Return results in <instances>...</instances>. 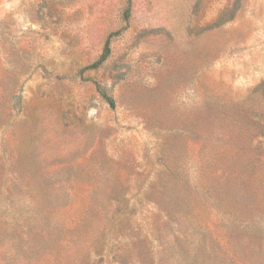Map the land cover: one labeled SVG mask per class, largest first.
Segmentation results:
<instances>
[{"label": "rangeland", "instance_id": "374dc122", "mask_svg": "<svg viewBox=\"0 0 264 264\" xmlns=\"http://www.w3.org/2000/svg\"><path fill=\"white\" fill-rule=\"evenodd\" d=\"M130 1L0 0V264H264V0Z\"/></svg>", "mask_w": 264, "mask_h": 264}, {"label": "trees", "instance_id": "16d2710c", "mask_svg": "<svg viewBox=\"0 0 264 264\" xmlns=\"http://www.w3.org/2000/svg\"><path fill=\"white\" fill-rule=\"evenodd\" d=\"M122 17L125 23L128 22V20L131 17V1L130 0H125V8L123 10L122 13ZM120 31H116L114 33H111L105 40L101 54L99 55V57L90 65L84 67L83 69H81L79 71V75L80 77H82V75L88 71V70H96L99 69L103 63L108 59V57L110 56V52H111V42L112 39L119 36ZM93 86L95 88V91L97 92V94L100 96V98L102 99V101L111 109L114 108V101L112 99V97L107 93V91L101 86L99 85L97 82H92Z\"/></svg>", "mask_w": 264, "mask_h": 264}]
</instances>
